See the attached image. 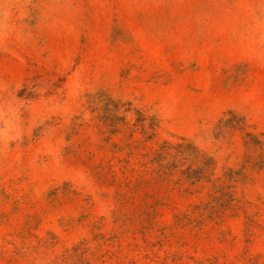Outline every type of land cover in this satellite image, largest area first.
Returning <instances> with one entry per match:
<instances>
[{"label":"rangeland","instance_id":"obj_1","mask_svg":"<svg viewBox=\"0 0 264 264\" xmlns=\"http://www.w3.org/2000/svg\"><path fill=\"white\" fill-rule=\"evenodd\" d=\"M0 264H264V0H0Z\"/></svg>","mask_w":264,"mask_h":264}]
</instances>
